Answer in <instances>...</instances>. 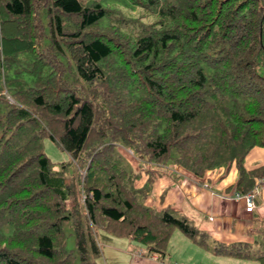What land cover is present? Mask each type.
<instances>
[{
    "label": "trees",
    "instance_id": "1",
    "mask_svg": "<svg viewBox=\"0 0 264 264\" xmlns=\"http://www.w3.org/2000/svg\"><path fill=\"white\" fill-rule=\"evenodd\" d=\"M11 68L32 80L0 89V264H96L99 231L160 258L174 229L208 246L185 216L138 202L151 177L133 185L118 143L153 164L175 150L197 177L234 166L233 191L258 190L255 204L264 193V164H244L264 147V0H0V69ZM45 136L83 177L68 162L52 170ZM212 251L264 264V246Z\"/></svg>",
    "mask_w": 264,
    "mask_h": 264
},
{
    "label": "crops",
    "instance_id": "2",
    "mask_svg": "<svg viewBox=\"0 0 264 264\" xmlns=\"http://www.w3.org/2000/svg\"><path fill=\"white\" fill-rule=\"evenodd\" d=\"M260 149L253 147L249 151L244 162L246 168L264 164V160L259 157L253 158L250 163L247 161L253 150ZM146 166L140 178L138 175L133 184L135 186V182L139 181L135 187L141 188L148 177H151L148 191L137 196L138 202L156 211L170 207L176 217L185 216L195 228L206 233L208 246L204 248L209 253L204 254V257L213 254L212 247L218 243L226 245L242 243L249 245L252 251L263 248L264 239L260 233H264V193H260L252 211L245 210V203L242 200L231 199L230 195L237 176L234 166L207 171L204 177H197L170 163L164 165L149 163ZM133 168L131 166L130 171L135 170ZM218 171L220 174L217 173ZM184 236L187 239H184L182 244L186 250H190L191 257L187 253L173 258L171 254L173 249L170 248L169 240L166 253L160 258L155 253H147L144 244L142 245L145 249L139 252L142 249L129 242L135 240L126 236H116L124 239L121 245L126 248L125 251H117L119 261L129 258L130 264H190L189 260L195 259L199 251L198 246L201 245Z\"/></svg>",
    "mask_w": 264,
    "mask_h": 264
},
{
    "label": "rangeland",
    "instance_id": "3",
    "mask_svg": "<svg viewBox=\"0 0 264 264\" xmlns=\"http://www.w3.org/2000/svg\"><path fill=\"white\" fill-rule=\"evenodd\" d=\"M126 13H132V14H134V16H138V17L142 16L141 13L138 12L137 10H135V11L128 10L127 11L126 9H124V14H126ZM141 18H143L142 20L145 22L151 21V18H145V17H141ZM14 72H16V71H14L12 68L10 69V71H9V69H7L6 72H4V70L0 69V89L6 90L5 85H7V83L5 84L4 79L5 80L17 79V81L22 80L23 82L24 81L30 82L32 80L31 74L26 70L20 69L18 71L19 74H16ZM5 75L8 77L6 78ZM99 89H100L101 93H103L104 90L102 88H99ZM6 98L9 99L10 101H13L9 95H7ZM5 104L6 103H4V105ZM5 109H7V107H5ZM5 109L3 110V112L5 111ZM42 146H43L44 153L46 154L47 157L50 158V160L52 162V170L53 171H60L62 163H64V162L70 163L71 162L70 160L73 159V158H70L68 153L66 151L62 150L56 144V142H54L53 140H51L47 136L42 138ZM260 148H261L260 150H253L251 157H249L247 160L248 163L252 162L253 158H258V157L262 158L264 160V147H260ZM256 151H258V153H255ZM113 155H114V161H116L118 163V165L121 169L125 170L130 175V178H133L135 173H138L139 178H140V175H142L144 168L147 167L146 164L151 163L150 161H148V158H147L148 156H146L144 154L136 153L132 149L124 147L120 143H118L115 146ZM82 157H84L83 154H81L80 158H82ZM175 157H177V152L175 150H172L171 158H173V159H171L169 156L168 161L165 162L164 164L170 163V164H173L174 166L183 168L182 166L175 163L176 162V161H174ZM74 162L77 164L76 161H74ZM131 162H132V164H131ZM131 166L134 167L133 169H135V170L130 171ZM68 169L72 172H76V174L80 173V175L82 177L84 176L85 170L83 168L78 167L77 165L73 166L70 163V166ZM74 169H76V171H74ZM183 170L188 171L184 168H183ZM190 173H192V172H190ZM217 173L220 174L219 171ZM204 175L201 177H204ZM138 182L139 181L135 182V186ZM133 184H134V181H133ZM82 193L83 192L81 190H80V192L78 191L77 199L79 201H82V199H81ZM66 206H68V207L70 206L68 204V202L66 203ZM64 230H65V233L67 235L66 239H65L66 240L65 249L67 252H70L71 250H74V248H75V237L73 234V229L70 226L69 222H66ZM95 237L97 239V243L99 246V254L94 257L96 264H130L129 258H125V260H120V261L118 258L117 251H122V250L125 251L126 250V248L123 247V245H121L122 241H124L123 238L116 237V236H114L108 232H105V231H102V232L99 231L98 237L97 236H95ZM184 239H187V238H185L184 234L179 229H174V231H173V233L169 239V245H171L170 248L172 247L171 249H173L172 253H171L173 258L176 256L187 255V253L190 254V257H191L190 250H186L182 244L183 243L182 241ZM129 242H131L134 246L137 245V247L141 248L142 250H139V252H143V248L145 249V247L140 243H137L135 241H129ZM198 247H199V251L197 252L195 259L189 260L190 264H259V262L254 257H241V256H234V255L215 254V253H213V254L210 253L208 257L207 256L204 257V254L209 253V252H207V250H205L204 247H201V246H198ZM167 260H169L168 257H167ZM172 263H174V261H172ZM74 264H79L77 259H76Z\"/></svg>",
    "mask_w": 264,
    "mask_h": 264
},
{
    "label": "built area",
    "instance_id": "4",
    "mask_svg": "<svg viewBox=\"0 0 264 264\" xmlns=\"http://www.w3.org/2000/svg\"><path fill=\"white\" fill-rule=\"evenodd\" d=\"M257 193H258V190H256L253 193H246V194L233 191L232 194L230 195V198L234 200H242L245 203V210L252 211L255 207L254 196Z\"/></svg>",
    "mask_w": 264,
    "mask_h": 264
}]
</instances>
